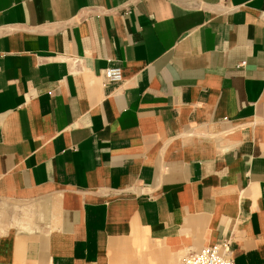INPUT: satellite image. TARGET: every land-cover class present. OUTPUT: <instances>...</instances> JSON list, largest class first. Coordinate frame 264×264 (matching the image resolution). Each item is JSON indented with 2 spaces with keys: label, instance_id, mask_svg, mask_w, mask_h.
Returning <instances> with one entry per match:
<instances>
[{
  "label": "crops",
  "instance_id": "obj_1",
  "mask_svg": "<svg viewBox=\"0 0 264 264\" xmlns=\"http://www.w3.org/2000/svg\"><path fill=\"white\" fill-rule=\"evenodd\" d=\"M221 241L264 264V0H0V264Z\"/></svg>",
  "mask_w": 264,
  "mask_h": 264
},
{
  "label": "built area",
  "instance_id": "obj_2",
  "mask_svg": "<svg viewBox=\"0 0 264 264\" xmlns=\"http://www.w3.org/2000/svg\"><path fill=\"white\" fill-rule=\"evenodd\" d=\"M244 62L241 63V65ZM104 76L107 81L121 80V70L118 67L105 69ZM176 264H235L233 259L228 257V243L217 242L211 246H205L200 251H193L185 254Z\"/></svg>",
  "mask_w": 264,
  "mask_h": 264
}]
</instances>
